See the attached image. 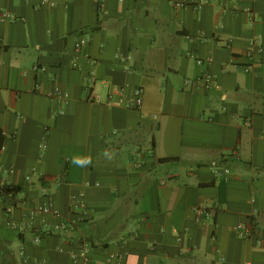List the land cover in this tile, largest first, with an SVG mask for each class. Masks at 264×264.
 Masks as SVG:
<instances>
[{"label":"crops","instance_id":"crops-1","mask_svg":"<svg viewBox=\"0 0 264 264\" xmlns=\"http://www.w3.org/2000/svg\"><path fill=\"white\" fill-rule=\"evenodd\" d=\"M50 1L0 0V264H264V0Z\"/></svg>","mask_w":264,"mask_h":264},{"label":"built area","instance_id":"built-area-1","mask_svg":"<svg viewBox=\"0 0 264 264\" xmlns=\"http://www.w3.org/2000/svg\"><path fill=\"white\" fill-rule=\"evenodd\" d=\"M101 1V0H99ZM122 1V0H121ZM42 3H52L50 0H42ZM53 4V3H52ZM89 39L82 37L79 38L77 40V42L75 43V50L78 51H82L83 48L86 46V44L88 43ZM257 40H255L253 42V44H257ZM250 56V52L249 55ZM213 59L211 57L208 58H198L197 62L199 64H209L212 63ZM75 67L78 66L77 63L73 64ZM34 69L37 70H46L45 66H39V65H35ZM246 71L249 70V67H246L245 69ZM200 81H202L204 83V85L206 87H210L212 84V80L213 77L206 73L205 75H202L201 77H199ZM188 83H191L192 81L189 80L187 81ZM59 95L64 96V97H68V94H64V93H59ZM88 100L92 101V102H100L101 98L98 94H93L91 93L88 97ZM143 104V90L138 87L136 88L135 91V99L132 102L127 103V107L130 108H139L141 107ZM227 172H229V170H226ZM15 193H19L14 191ZM20 194V193H19ZM24 203V194L22 193V196H20L17 201L15 202V204L13 206H10L7 208V212L10 213L13 209V207L15 206H21ZM73 208H74V219L71 221H61L59 223H54L52 224V226L50 227L52 231L55 232H65L67 230L70 229V227L79 224L83 221H85L88 218V210L86 209V207L83 206V204L81 203H77L75 202L73 204ZM34 213H39V214H44V215H50L54 218H61L62 214L61 211L58 208H54L49 204H45L42 206H39L37 209L34 210ZM20 230L23 229L22 226H17ZM236 230L239 234L240 237H249L252 233H253V228L252 227H247L246 225L243 224H239L236 227ZM42 240V237L40 234H38L35 239L34 242L35 244H39ZM114 256V255H112ZM25 264H49L46 261L40 260V261H34V262H30V263H26ZM73 264H94L93 260L91 259V257L88 255V251L87 249H83L80 253H78L77 255H75L74 257V263ZM219 264H225L223 260L219 261Z\"/></svg>","mask_w":264,"mask_h":264}]
</instances>
